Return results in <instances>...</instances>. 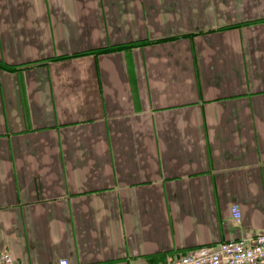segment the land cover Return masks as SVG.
<instances>
[{"label": "crops", "instance_id": "crops-1", "mask_svg": "<svg viewBox=\"0 0 264 264\" xmlns=\"http://www.w3.org/2000/svg\"><path fill=\"white\" fill-rule=\"evenodd\" d=\"M259 231L264 0H0V253L165 264Z\"/></svg>", "mask_w": 264, "mask_h": 264}, {"label": "built area", "instance_id": "built-area-1", "mask_svg": "<svg viewBox=\"0 0 264 264\" xmlns=\"http://www.w3.org/2000/svg\"><path fill=\"white\" fill-rule=\"evenodd\" d=\"M231 215L240 225L243 215L238 205L232 206ZM0 264H14L8 251L0 253ZM59 264L68 262L62 260ZM165 264H264V231L215 246H204L187 254L171 255Z\"/></svg>", "mask_w": 264, "mask_h": 264}]
</instances>
